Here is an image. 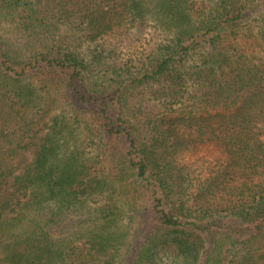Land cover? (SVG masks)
Returning a JSON list of instances; mask_svg holds the SVG:
<instances>
[{"label": "trees", "instance_id": "trees-1", "mask_svg": "<svg viewBox=\"0 0 264 264\" xmlns=\"http://www.w3.org/2000/svg\"><path fill=\"white\" fill-rule=\"evenodd\" d=\"M0 264H264V0H0Z\"/></svg>", "mask_w": 264, "mask_h": 264}, {"label": "rangeland", "instance_id": "rangeland-1", "mask_svg": "<svg viewBox=\"0 0 264 264\" xmlns=\"http://www.w3.org/2000/svg\"><path fill=\"white\" fill-rule=\"evenodd\" d=\"M146 30H148V27H146ZM216 153L217 152L214 148L204 147L195 153H188L185 157V160L188 163H196L199 162L201 159L211 158Z\"/></svg>", "mask_w": 264, "mask_h": 264}]
</instances>
